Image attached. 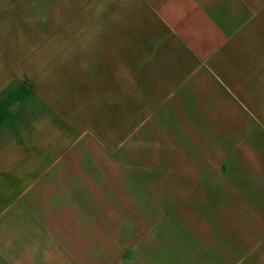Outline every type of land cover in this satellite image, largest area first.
<instances>
[{
	"label": "crops",
	"instance_id": "crops-1",
	"mask_svg": "<svg viewBox=\"0 0 264 264\" xmlns=\"http://www.w3.org/2000/svg\"><path fill=\"white\" fill-rule=\"evenodd\" d=\"M85 11L96 48L91 73L77 66L72 106L68 56L40 57L26 79L0 55V264H264V134L250 128L264 125V0ZM85 91L99 125L156 117L165 141L193 148L153 167L118 163L84 124Z\"/></svg>",
	"mask_w": 264,
	"mask_h": 264
},
{
	"label": "rangeland",
	"instance_id": "rangeland-1",
	"mask_svg": "<svg viewBox=\"0 0 264 264\" xmlns=\"http://www.w3.org/2000/svg\"><path fill=\"white\" fill-rule=\"evenodd\" d=\"M94 1L0 0V20L2 13L5 12L4 29H0V55H5L6 60H10L5 61L6 67L15 64L13 58L16 56V64L14 65L16 74L27 79L31 69L33 71L38 70L41 65L45 64L38 61L40 57L68 56L70 69L69 98L71 104L76 96L72 90L71 83L77 78V66H79L81 71H85L84 75L91 73L93 68L92 61H88L91 58L88 55L93 54L96 48L94 46L93 30L91 29V24H88L89 28L83 30L80 28L79 23L87 21L88 15L84 14V12H87L85 11L86 9L91 10ZM12 20H14V23ZM112 49L113 51L117 49V52L119 50L123 51V46H116ZM97 51L108 54L109 46H97ZM87 57H89L88 60ZM47 64L53 67L50 70L53 78L56 79L57 74L59 77L60 70H57V66H60L61 63L54 61ZM84 80L87 82L89 79L86 77ZM91 94L86 93V91L84 93V124L88 127V123H91L95 133L98 132L101 136L108 138L104 144L106 149L118 150V163L128 164V160H132L134 167L145 164L153 167L165 164L166 161H171L172 157L164 158L163 156L173 155L175 148L181 150L193 148L194 142L189 139L165 141L163 138L166 134H169L170 127H165V125L154 126L157 123L156 117L151 118L149 122L148 120L143 122L145 123L143 126H139L135 122L126 126L117 125L116 127L99 125L93 116ZM256 117L261 120L257 113ZM256 124L254 123L253 125L255 126H250V128H259L261 133L264 134V125ZM180 128L182 133L186 132L182 137H189L192 127L184 126ZM193 128H195V134L197 135L205 133L204 126ZM148 129L150 134H154V136L151 135L146 143L141 141L140 137ZM201 129L203 130L201 131ZM114 133L116 134L115 141L112 140ZM128 151H133L134 157L129 158ZM141 152H147L148 157H139ZM135 154L139 156L135 157Z\"/></svg>",
	"mask_w": 264,
	"mask_h": 264
}]
</instances>
